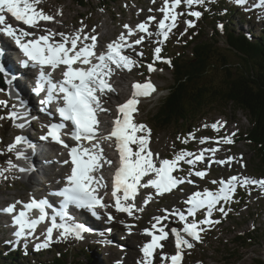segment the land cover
I'll use <instances>...</instances> for the list:
<instances>
[{"label":"snow or ice","instance_id":"1","mask_svg":"<svg viewBox=\"0 0 264 264\" xmlns=\"http://www.w3.org/2000/svg\"><path fill=\"white\" fill-rule=\"evenodd\" d=\"M203 2L204 0H164L163 6L159 9L163 13V18L158 21L156 34L165 40L168 38L171 30L176 27L177 16L180 13L175 10L179 5L183 3L190 8ZM235 2L239 5L243 4L245 0H235ZM40 3L41 0H0V33L10 37L15 42L24 57L21 61L23 67L34 66L38 69L33 90L37 94L46 91V98L43 103L50 104L54 101L58 103L57 112L62 122L47 125V133L41 139L47 140L50 137L52 141L68 147L61 139L60 133L67 126V122H70L73 126L70 133L71 139L76 142V146L71 147L68 153L71 170L66 176V184L62 189L52 193V195L61 198L60 210L54 211L51 217V226L47 227L44 233V242L37 244V249L49 246L54 230H59L57 239H66L69 236L82 239V234L89 231L82 224L70 222L71 218L67 212L70 205L88 209L93 215H96L97 208L106 209L111 206L117 212L127 213L131 216L135 208L132 201L138 188L151 187L155 189L157 195L172 191L179 183L185 182L183 178L174 175L179 163L184 161L191 166L197 161H204L205 152L208 151L205 149L199 154L181 151L175 154L172 159L159 160L157 166L154 154L149 149L150 130L143 124H136L133 119V113L138 110V97H146L156 91L155 86L150 81L132 85L131 97L117 106L118 114L112 120L111 131L107 135L100 134L98 115L109 113V110L103 107V97L108 92L113 91L108 78L114 74L116 69L130 70L136 63L128 55L122 54V50L132 46L128 43V36H132L134 31L138 30L140 33L152 35L148 30V23L137 24L135 30L124 25L127 35L122 32L116 40L107 44L106 51L97 53L95 51L98 43L97 37L95 35H83V27L71 35L53 34L46 30L45 34L35 37L34 33L7 23L5 13L10 14L16 21L30 28L37 27L39 21H52L54 17L45 14L38 7ZM257 6H264V0H259ZM188 14L197 18L201 15L199 11H190ZM153 20L155 17L150 16L148 18V21ZM185 23L188 27L194 26L192 21ZM220 27L222 28V26ZM57 35L60 37L59 41L55 39ZM29 37L33 38L29 39ZM144 39V35H141L134 43L139 45ZM89 40L90 43H84V41ZM160 51V48L154 50L155 59H161ZM165 62L171 63L170 61ZM48 68L53 71L61 69L62 79L54 81L52 73L46 71ZM148 71H155L151 64L148 65ZM0 75H7L2 65H0ZM0 104H6V101H0ZM3 118L0 117V119ZM19 118L15 112L8 113V119ZM218 125L219 122L213 124L212 128L215 130ZM17 127L22 128L24 124H18ZM139 133H143V135ZM113 140L114 148L119 157V165L112 174L111 197L114 204L109 205L104 203L103 196L98 194L99 189H106L107 185L103 176L96 174L104 165L111 166L113 164V161L104 155V149L101 145V141L111 142ZM23 141V137L17 136L15 143L9 145L8 150L12 151L16 144ZM82 141L89 142V146L85 147L81 143ZM222 142L232 143V140L230 137H225ZM201 143H204V139H201ZM109 146H112L111 143ZM133 146H135V150ZM211 151L215 152L217 149H211ZM231 159L232 157L228 158L229 161ZM217 162L224 163V161ZM9 164L14 167L11 162ZM191 174L201 179L207 175L205 171H194ZM0 175H3L2 170H0ZM149 175L153 178L143 183V179ZM186 182L193 183L192 180ZM212 183L218 184L216 191L204 189L202 192H193L187 198L185 201V204L189 205L187 216L182 211H173L172 215L177 216L183 222V227L181 230L170 229V234L175 240V253L170 255L161 253L162 264H169V262L170 264H182L184 250L192 249L194 247L193 241L201 242V233L205 231L203 226L220 223L219 220L211 219L213 211H219L222 216L227 215L225 208L221 206V202L230 201L237 186L253 185L264 190V179L250 177L233 175L226 180H214ZM17 204L21 205L19 212H16ZM48 207L47 200L32 199L28 203L16 201L2 211L10 214L15 213L13 224L17 230L13 235L19 240L32 236L36 226L45 222L48 216L46 212ZM33 209L39 210L40 215L37 219H29L26 216V212ZM197 210H204L203 219L199 222H189L188 217L195 216ZM107 215L109 220L114 219L110 213ZM57 217H59V223H57ZM167 218V216L154 217L155 223L151 225V230H144L143 234L151 237V239L141 247L140 251L143 258L137 264H153L156 251L163 248L161 242L169 238V232L165 231L164 227L157 228L161 220ZM157 232L159 234H156Z\"/></svg>","mask_w":264,"mask_h":264},{"label":"rangeland","instance_id":"2","mask_svg":"<svg viewBox=\"0 0 264 264\" xmlns=\"http://www.w3.org/2000/svg\"><path fill=\"white\" fill-rule=\"evenodd\" d=\"M84 2L86 3V7L79 6L78 2L75 0H41L38 7L47 15L55 13L59 19L62 15L61 19L64 23L62 24L63 28L60 29V31H57L59 24L61 25L59 21L54 22L50 26L44 25L40 32L41 34L37 35L45 34V30L50 31L53 34L64 33L65 35H71L82 27L85 30L88 26V31H86L84 35H95L99 46L101 47L116 40L122 32L126 35L127 31H123V29H125L124 25L135 28L138 23L151 22L153 24L152 28L154 29V32H151L152 36L150 35L151 37H149V42L144 46V48H146V50H152L148 47H151V45L154 44L152 41L158 38L155 37L154 34L156 33V24L160 18H162V13L159 9L163 6L164 0H84ZM225 4L229 5L227 2H225ZM238 10L237 14L232 17L233 26H235L237 30H243L245 34H250L253 27L256 24H260L262 20L257 15L245 14L243 9ZM58 13L60 14L58 15ZM242 14L248 16L247 24H244V21H240V17L244 18L242 17ZM150 16L155 17V20L148 21ZM262 16H264V14H262ZM258 27H260V25ZM187 28L188 25L185 22H181L176 29L174 28L175 31H173V34L171 35L172 38L168 43L169 46L172 41L171 49H174V45L176 44L177 46L179 43V39L176 38V34L178 33L180 35L181 33H186L185 31ZM258 30L259 28L256 29V31ZM36 31L37 30L32 31V33H38ZM256 31H253V33ZM210 32L211 29L207 28L205 31V39H209ZM258 32L260 34L261 30ZM147 36L149 35H145L146 38ZM186 38L189 39L188 36H186ZM255 38H257V35H255ZM56 39L59 41L60 37L57 35ZM181 40L182 39H180V41ZM9 43H12V41L10 40ZM218 46L223 50L224 54L228 55L231 63H235L237 61V58L233 54L226 52L227 45L223 36L219 38ZM135 55L137 54L135 53ZM130 77H139L140 80H150L158 88V92L154 95V97L141 103V111L138 117V124H143L150 130L149 149L154 154L157 166L159 160L172 159L175 154L181 151L193 154H199L205 149L208 151L205 152L204 161H198L191 166L184 161L179 163L175 175L178 178L184 179L185 182L182 183L184 184V189L182 187L178 188L176 191L157 195L155 189L151 187H140L138 188V194L132 201V203L135 204V208L133 209V211H135L134 218L131 219L125 215L121 216L120 214L113 212L111 208L103 209L101 212L102 214H96L94 219H92L93 223L91 222V224H93V232H84L82 234V239H76L72 236V238H74L73 241L70 240L68 243L60 244L62 247L69 246L74 248V252H77L79 247L87 246L89 250H91L97 264H105V262H108L107 264H121L124 259L126 261L127 259L132 260L129 263L127 261L126 264H137L138 256L132 258L128 257L131 251H134L133 254L136 253L133 246L137 241H135L134 238L132 239V237L135 234H141L142 228H150L154 221V217L161 216L166 210L183 206L182 200L185 198L186 194L199 189L203 190L211 186L215 187L217 184L212 183V181H219L220 179L228 178L230 174H241L239 175L240 177L253 174L256 175V177L264 178L262 174L257 172L258 165L255 161L257 157L255 156L252 146L246 142H234V137L239 134L243 135L245 129L247 130L250 125L247 121L245 113L228 112L226 115H223L219 113L217 109L209 110L205 117L197 123H193L191 129L187 132H181L172 127L165 130H156L151 126L149 117L157 111V108L159 107L158 102L162 99L164 100L168 94V87L172 84L170 71L167 70L166 63L158 65V67L155 68V71L149 73L148 75L146 74L145 76L142 71L134 69L123 74L121 78L122 80L119 82L123 83L124 86V83H126ZM0 81L6 82L5 85L7 86V90H0V101H6V104H0V117H4L3 119H0V161L6 160L9 164V162L12 163L18 159L16 150H18L20 143H18V146L16 144L12 151H9L11 153V157L6 156L4 158L2 156L7 153L9 145L14 144L13 142H8V145L5 146L2 144V139L5 137V133H13L11 130L12 120L9 119L11 120L9 128V121L7 119L8 113L11 111L13 112V108L15 107L13 104L15 103V100L10 97V85L8 84L7 79L3 76V78H0ZM120 89H123V87ZM121 97L122 95L120 94L116 96V99H119L120 101ZM9 108H11L10 111ZM217 122H219V125L217 129L214 130L212 125ZM29 130L34 132V134H30V138L38 139L42 137L37 132V129L30 127ZM139 134L143 135V133ZM17 136L23 137V134L21 135L19 132L15 133L14 139ZM225 137H230L232 143H223L222 141ZM201 139H204V143H201ZM211 149H217V151L213 152ZM229 156H232V158L237 161L236 165L231 166V164H228L226 160H223L228 159ZM49 159H51V156H49ZM220 160H223L224 163L219 164L217 161ZM224 164H227V166H224ZM242 164H245V166L242 167ZM58 166L60 167L61 165L58 164ZM12 168L16 167L12 166ZM194 171H205L207 175L203 179L200 177L195 179L194 175L191 174V172ZM49 173H51V171H49ZM44 177L45 175L39 174L37 178L44 180ZM34 178L36 177H33L32 180L35 182ZM151 178L153 177L149 175L148 177H145L142 182L146 183L147 180ZM21 179L20 175H0V246L4 249H6V245L10 246L6 250L21 249L26 252L32 251V259L36 260L37 256L34 257V254L49 248V246L39 249L36 248V245L38 243H43L44 240H39V242L34 245H25L24 243L13 245L7 241L8 238L12 236L13 231L10 230L8 226H5L6 219L4 211H2L4 206L6 207L16 201L27 202L32 199L31 186L28 182H23ZM187 180H192L193 183L189 184L186 182ZM54 182L59 183L60 179L56 178L54 179ZM146 190H150L152 194ZM107 212L115 215V220L113 222H108L106 220L105 214ZM230 213L237 218H241V222L237 220L239 223L235 224L233 220H229L227 217L219 226H214L215 235L201 245L204 251L202 249H197L193 243L194 247L192 249L184 250L185 258L182 264H253L254 258H263L264 260V216H261L258 220L256 218L255 222L257 221V223L255 225L254 219L249 218L247 213H244V207L232 209ZM82 217L83 219L85 217L88 220V213L82 212ZM122 218L123 220L125 219L126 222L131 223L135 221L138 223L134 230L130 229V235L127 234L126 229L122 226V231L117 232V229L119 228V221H122ZM81 222L88 225V221L82 220ZM101 227H104L103 230L99 229ZM258 229L261 231H258L260 234L258 235L259 238L256 239L257 243L254 242L249 245L247 242H244V244L242 242L234 241L235 236L241 235L242 233L246 234L248 232L256 234ZM137 240L138 242L140 241L139 244L141 249V245L146 238L142 239V236H140ZM78 254L80 257L82 256L80 253Z\"/></svg>","mask_w":264,"mask_h":264},{"label":"trees","instance_id":"3","mask_svg":"<svg viewBox=\"0 0 264 264\" xmlns=\"http://www.w3.org/2000/svg\"><path fill=\"white\" fill-rule=\"evenodd\" d=\"M75 1L86 7L84 0ZM199 12V20L187 31L189 39L180 37L183 40L174 49H171L172 43L164 48L163 55L171 62L167 63V70L172 84L168 87L169 94L158 102L157 111L150 115V123L156 130L172 127L188 131L209 110L217 109L223 115L245 113L250 124L246 140L252 144L257 157V170L264 174V27L260 37L255 38V33L247 37L243 30L233 26L232 17L237 13L224 2H211ZM207 28L211 29L209 39H205ZM222 36L226 52L237 58L235 63L218 46ZM259 234L258 230L256 234L242 233L234 241H255ZM207 235L212 236L211 232ZM195 246L204 251L201 244ZM73 249L56 246L34 254L36 260L32 256L25 259L22 251L6 253L0 249V264H97L88 247L78 248L83 257ZM253 264L264 262L254 260Z\"/></svg>","mask_w":264,"mask_h":264},{"label":"bare ground","instance_id":"4","mask_svg":"<svg viewBox=\"0 0 264 264\" xmlns=\"http://www.w3.org/2000/svg\"><path fill=\"white\" fill-rule=\"evenodd\" d=\"M261 7H263V6H261ZM51 16L54 17V19L52 21H39L37 29L32 27L31 32L37 30L36 32H38V33H36V34H41L40 32H41L42 28L44 27V25L45 26H50L54 22H58V21L61 23V25L59 24V26L57 28V31H60V29L63 28L62 24L64 23V21L61 19L62 15H61L60 19L55 13H52ZM7 23H10L13 27H15L12 24V21L10 19L7 20ZM148 27H149V30L153 29L152 26H150V25H148ZM42 33H43V31H42ZM36 34H34V36ZM101 38H102V36H101ZM0 43H2V39H1ZM4 44L6 45V43H4ZM0 46L3 49V51L0 53V65H2L4 67V69L6 70V72L8 71L9 74H10V76H5V77H6L7 81L12 86L11 87V96L16 101L15 109L13 108V112L17 113L19 115V117H20L19 119H15V120L12 119L13 124H12L11 130L13 131V133L12 134L11 133H9V134L5 133V137H3V139H2L3 140L2 144L7 146L8 142L15 143L14 134L19 132V131H21V130H23V127L22 128L21 127H17L18 124H22L21 118L25 122H31L33 120H39V121H42V122H44V123L49 125V124H52V123H57L58 119H60V116L58 114H56V112L54 111L53 108H51V106H49L48 104L43 103V100L38 97L39 94H37L33 90L34 87H35V84H36V77H37V74H38V69L36 67H34V66L23 67L20 62L15 64L11 60L10 52L8 51V47L6 48L5 46H3L1 44H0ZM10 66L12 67L13 70H14V68H16L15 71L17 72L18 77L15 80L13 79V71L11 70ZM34 68L37 70V72H33L32 74H30L28 72V70L29 69H34ZM23 71H24V73H23ZM46 71H48V69H46ZM59 73H60V75H62L60 70H59ZM3 76L4 75H0V78H3ZM31 76H33V79H32V81H29L28 78L31 77ZM10 78L12 79L11 82H10ZM121 78H122V75H119L116 78H112V81H114V83L116 85L120 86L119 81L122 80ZM118 93L122 95L123 91H119V92H117V94ZM110 96L112 97L113 94L110 95ZM114 98L116 99V96ZM10 110H11V108H9V111ZM33 123L38 124L36 122H33ZM38 130L41 131L40 128H38ZM63 131L68 133L70 131L69 126L67 125L63 129ZM28 138L29 137L27 136L24 139H28ZM65 138H68V137H65ZM47 140L50 142V147H49V151L48 152H47V150H42L41 149L42 147H40V153H39L38 147H37V143L32 142V141H28V140H27V144H26L25 150L22 149V147H20V149L18 148V150L20 152L30 156L31 159H32L33 165H31V166H29L27 168H22L21 167V163L19 161H13L11 163V165H14L16 168H12V166L10 167V164H8V161H6V160L0 161V170L3 171V174H6V176H8V175H12V176L13 175H20L21 178H22L21 180H23V182L29 181V185L32 188L31 189V192H32L31 194L33 196L32 198H35V199H38V200L46 199V197H50V191L55 190L56 185L59 184V183L55 184V182L53 180L54 177L53 178H51V177L52 176H55V177L56 176H61L62 177L67 172V169L69 167V163H65V161H68L67 160V152L61 150L59 145L56 142L52 141V139L50 137ZM33 141H36V138H35V140L33 139ZM66 143L69 144V142H67V141H66ZM2 156L4 158L6 156L11 157V153L9 152V150H7V153L3 154ZM49 156H51V159H49ZM39 158H41V159H39ZM58 164L61 165L60 166V172H56L54 174H49V171L47 170L48 171L47 172L46 169H45V168H47L50 171H54L56 169V167L58 166ZM30 173H33L34 177H36V178H34L35 182L32 181L29 178L26 180V175L30 174ZM39 174L45 175V176H47L49 178L48 180H45V181L42 180V182L45 183V187H43V188L40 187L42 185H40V182H39L40 179L37 178ZM63 182L66 183V180L63 181ZM137 193H138V190H137ZM57 201H58V203H60V200H57ZM230 202H231V200L228 201L229 204H230ZM52 204L55 205V210L56 211L60 210V207L57 206L55 202H52L50 204V209H51V211L53 213H54V210L51 207ZM4 208H5V206H4ZM68 211L69 212L80 213V211L76 210L72 206L67 208V212ZM97 211H99V210H97ZM8 224L9 223H7V224L5 223V226H7ZM15 230H17V228ZM140 236H142V239H143V234H135L132 237V239L134 238V240L137 241L136 244L133 246L134 249L136 250V253L133 254L134 251H131L129 253V255H128L129 258L130 257L132 258V257H135V256H138L137 260H141L143 258V255H142L141 251L139 250L140 249V244H139L140 241L138 242V240H137V238L140 237ZM32 242L37 243V240H35L33 238ZM38 244H41V243H38ZM15 250L17 251V253H19V251L17 249H15ZM124 260H122L121 264H126L127 261H128V263L130 261H132L131 259H127V261L126 260L124 261ZM107 263L108 262H105V264H107Z\"/></svg>","mask_w":264,"mask_h":264}]
</instances>
